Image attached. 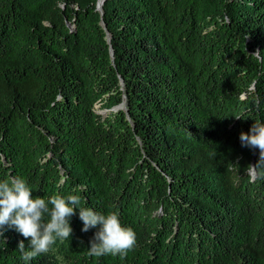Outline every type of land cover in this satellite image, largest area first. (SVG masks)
<instances>
[{
  "label": "trees",
  "instance_id": "1",
  "mask_svg": "<svg viewBox=\"0 0 264 264\" xmlns=\"http://www.w3.org/2000/svg\"><path fill=\"white\" fill-rule=\"evenodd\" d=\"M98 1L0 0V180L78 194L136 244L90 256L77 210L31 264H264V162L239 139L264 120V0Z\"/></svg>",
  "mask_w": 264,
  "mask_h": 264
},
{
  "label": "clouds",
  "instance_id": "2",
  "mask_svg": "<svg viewBox=\"0 0 264 264\" xmlns=\"http://www.w3.org/2000/svg\"><path fill=\"white\" fill-rule=\"evenodd\" d=\"M239 139L242 146L259 149L260 159L255 167L264 162V120L254 121L247 132H240ZM77 210L81 231L96 229L89 241L90 256H123L135 246L134 229L122 225L116 212L104 213L86 206L78 194L33 197L31 186L22 177L0 180V229L8 225L28 240L27 248L24 240L18 244L24 264L49 252L57 240L70 238V219Z\"/></svg>",
  "mask_w": 264,
  "mask_h": 264
},
{
  "label": "water",
  "instance_id": "3",
  "mask_svg": "<svg viewBox=\"0 0 264 264\" xmlns=\"http://www.w3.org/2000/svg\"><path fill=\"white\" fill-rule=\"evenodd\" d=\"M104 1L105 0H99L98 1V7L97 9L100 10V11H103V4H104ZM72 27V26H71ZM112 54H113V50H112ZM117 108H121V106L117 107Z\"/></svg>",
  "mask_w": 264,
  "mask_h": 264
}]
</instances>
